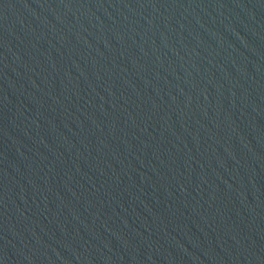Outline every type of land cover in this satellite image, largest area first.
<instances>
[{
  "label": "water",
  "instance_id": "1",
  "mask_svg": "<svg viewBox=\"0 0 264 264\" xmlns=\"http://www.w3.org/2000/svg\"><path fill=\"white\" fill-rule=\"evenodd\" d=\"M0 264H264V0H0Z\"/></svg>",
  "mask_w": 264,
  "mask_h": 264
}]
</instances>
